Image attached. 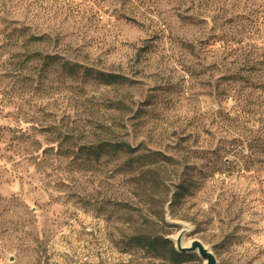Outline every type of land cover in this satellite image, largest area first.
Returning a JSON list of instances; mask_svg holds the SVG:
<instances>
[{"label":"rangeland","instance_id":"374dc122","mask_svg":"<svg viewBox=\"0 0 264 264\" xmlns=\"http://www.w3.org/2000/svg\"><path fill=\"white\" fill-rule=\"evenodd\" d=\"M182 231L264 264V0H0V264H203L140 241Z\"/></svg>","mask_w":264,"mask_h":264},{"label":"trees","instance_id":"16d2710c","mask_svg":"<svg viewBox=\"0 0 264 264\" xmlns=\"http://www.w3.org/2000/svg\"><path fill=\"white\" fill-rule=\"evenodd\" d=\"M18 36L24 38V36L22 35V31H18ZM28 41H33V42H39L40 39L39 38H34V37H30L28 39ZM28 56V55H27ZM30 58H33L34 61H43L45 58L41 57V53H39V51H35L33 53H31ZM46 58L49 60V63L52 62L53 57L50 56H46ZM247 66V64H246ZM75 66H71V69H74ZM87 72V71H86ZM85 72V73H86ZM93 78H95V80H98L100 83L104 84V85H112V84H116L118 82H120L121 78L116 76H112V75H108V74H104V73H95ZM115 152L118 151H124V152H130L131 150L129 149L128 145L125 143H120V145L118 144V146H114L112 148ZM140 241L145 242V244L147 245L148 249H155L158 246H162L164 248L167 247L168 251H169V255H171V257L178 262H181L182 260L186 259L189 257L188 254H178L175 252L174 248L172 247V244L169 240L167 239H161V238H150L147 240L141 239Z\"/></svg>","mask_w":264,"mask_h":264},{"label":"water","instance_id":"95a60500","mask_svg":"<svg viewBox=\"0 0 264 264\" xmlns=\"http://www.w3.org/2000/svg\"><path fill=\"white\" fill-rule=\"evenodd\" d=\"M180 232L178 237L175 239L174 250L178 254H197L198 257L203 261V264H216L215 257L210 251L204 247L198 240L192 241L188 246H182V234Z\"/></svg>","mask_w":264,"mask_h":264},{"label":"bare ground","instance_id":"6f19581e","mask_svg":"<svg viewBox=\"0 0 264 264\" xmlns=\"http://www.w3.org/2000/svg\"><path fill=\"white\" fill-rule=\"evenodd\" d=\"M174 238H175V237H174ZM174 238H173V239H174ZM188 245H189V244H188ZM188 245H185L184 243H182V246H188Z\"/></svg>","mask_w":264,"mask_h":264}]
</instances>
